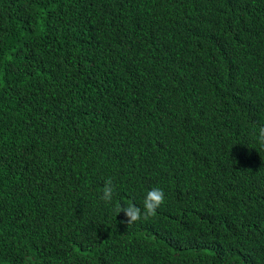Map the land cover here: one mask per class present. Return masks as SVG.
Here are the masks:
<instances>
[{"label": "trees", "instance_id": "trees-1", "mask_svg": "<svg viewBox=\"0 0 264 264\" xmlns=\"http://www.w3.org/2000/svg\"><path fill=\"white\" fill-rule=\"evenodd\" d=\"M262 126L264 0H0V264H264Z\"/></svg>", "mask_w": 264, "mask_h": 264}, {"label": "clouds", "instance_id": "clouds-1", "mask_svg": "<svg viewBox=\"0 0 264 264\" xmlns=\"http://www.w3.org/2000/svg\"><path fill=\"white\" fill-rule=\"evenodd\" d=\"M259 139L261 144H264V126L259 128ZM101 199L106 202H111L114 193L113 181L111 178L105 180L104 187L102 189ZM164 203V192L160 188H152L147 192L143 201L144 212L135 204L129 203L127 206H122L118 209L119 214L123 212L126 217V223L128 225L139 221L142 217L147 219L150 216H155L157 209Z\"/></svg>", "mask_w": 264, "mask_h": 264}]
</instances>
